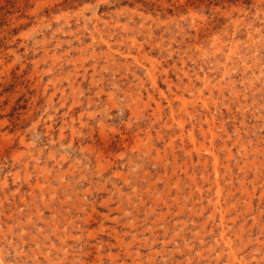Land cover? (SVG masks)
<instances>
[{"label":"rangeland","instance_id":"obj_1","mask_svg":"<svg viewBox=\"0 0 264 264\" xmlns=\"http://www.w3.org/2000/svg\"><path fill=\"white\" fill-rule=\"evenodd\" d=\"M0 264H264V0H0Z\"/></svg>","mask_w":264,"mask_h":264},{"label":"bare ground","instance_id":"obj_2","mask_svg":"<svg viewBox=\"0 0 264 264\" xmlns=\"http://www.w3.org/2000/svg\"><path fill=\"white\" fill-rule=\"evenodd\" d=\"M195 182V181H194Z\"/></svg>","mask_w":264,"mask_h":264}]
</instances>
